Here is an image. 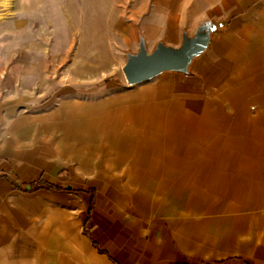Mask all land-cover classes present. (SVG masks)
Instances as JSON below:
<instances>
[{
    "label": "rangeland",
    "instance_id": "374dc122",
    "mask_svg": "<svg viewBox=\"0 0 264 264\" xmlns=\"http://www.w3.org/2000/svg\"><path fill=\"white\" fill-rule=\"evenodd\" d=\"M11 1L6 6L0 0V70L13 69L11 57L21 46L40 47L48 61L40 76L15 74V90H6L2 75L0 97L7 99L5 109L11 108L1 111L5 122L20 119L16 129L28 140L52 143L61 154L63 147L73 149L91 168L112 165L130 181L142 211L153 217L217 215L220 208H228L231 215L241 211L249 221L261 219L248 223L264 241V2L251 13L236 79L213 97L207 140L167 155L159 149V121L145 90L148 85L130 83L124 71L133 51L132 36L156 0H58L70 44L59 54L54 50L55 55L53 33L47 38L43 34L45 0ZM4 55H9L5 62ZM93 117L104 118L127 140L119 144L120 151L115 140L114 148L103 152L82 149L84 126ZM209 175L210 183L192 181ZM73 209L55 210L52 220H44L38 264H113L95 249L87 222ZM232 230L221 234L228 244Z\"/></svg>",
    "mask_w": 264,
    "mask_h": 264
},
{
    "label": "crops",
    "instance_id": "0c3cea01",
    "mask_svg": "<svg viewBox=\"0 0 264 264\" xmlns=\"http://www.w3.org/2000/svg\"><path fill=\"white\" fill-rule=\"evenodd\" d=\"M156 2L143 13L130 53L139 52L143 39L151 53L160 43L177 48L185 35L206 31L205 48L186 69H165L142 80L148 85L145 90L150 91L153 113L159 121L160 152L169 155L207 140L213 97L236 79L251 13L264 0ZM45 25L44 37L54 35V54V28ZM1 46L0 42V50ZM6 46L9 52L10 43ZM25 48L21 46L11 57L15 58L12 70H0V79L5 73L6 90H15V74L28 79L40 76L48 61L40 47ZM8 59L9 55L3 56L4 62ZM6 100L0 97V114L11 109H5ZM2 114L0 264H38V236L44 230V220H52L55 210L68 206L82 213L93 246L113 264H264L261 232L251 229L250 234L232 242L229 237V244L222 240L221 234L232 228L230 222L237 215H231L228 208H220L217 215L153 217L142 211L130 181L112 165L91 168L73 149L63 147L61 154L52 143L28 140L16 129L20 119L5 122ZM242 215L248 222H262Z\"/></svg>",
    "mask_w": 264,
    "mask_h": 264
},
{
    "label": "bare ground",
    "instance_id": "6f19581e",
    "mask_svg": "<svg viewBox=\"0 0 264 264\" xmlns=\"http://www.w3.org/2000/svg\"><path fill=\"white\" fill-rule=\"evenodd\" d=\"M32 1L34 2V0ZM105 1L107 0H102V2ZM2 2L6 6H10V4L12 3L11 0H2ZM44 3L46 4L47 9L44 6L46 12L44 11L42 13V22L44 23V25L46 24V27L52 25L55 30L56 48L54 50H66L70 44V41L67 32L66 20L62 12L61 5H59L58 0H45ZM29 4V2L24 3L26 8L31 7V5ZM22 16L25 17V13L22 14ZM24 30H27V27L22 28L20 31ZM112 48L114 51H116V48L114 46ZM116 53H118V51ZM103 119L95 120V118L93 117L91 121L86 124V126H84L83 132L85 133V141L81 142V147L83 150L103 152L110 148L113 149L115 143H117V150L120 151V146L126 143L127 140L122 137V134H115L109 124L104 121L105 119ZM114 140L116 141L115 143ZM192 181L193 183H210L211 176L205 179H202L200 176H197V178ZM74 212L77 213L78 211L76 210ZM231 224L233 230L230 234V242L235 239L242 238V236L245 234L248 235L251 233L252 224L248 223V221L245 220L242 214H237L236 216H233V220L232 222H230V225ZM259 240H261V236H259Z\"/></svg>",
    "mask_w": 264,
    "mask_h": 264
},
{
    "label": "water",
    "instance_id": "95a60500",
    "mask_svg": "<svg viewBox=\"0 0 264 264\" xmlns=\"http://www.w3.org/2000/svg\"><path fill=\"white\" fill-rule=\"evenodd\" d=\"M206 45V31L200 30L195 36H184L180 47L158 44L157 48L148 53L145 40L141 41L137 54L130 53L129 61L124 67L130 83L148 79L165 69H186L194 56Z\"/></svg>",
    "mask_w": 264,
    "mask_h": 264
}]
</instances>
